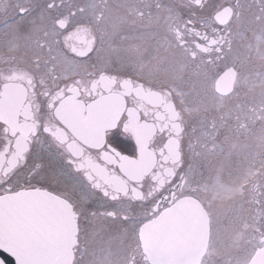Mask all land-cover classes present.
<instances>
[{
    "label": "snow or ice",
    "instance_id": "1",
    "mask_svg": "<svg viewBox=\"0 0 264 264\" xmlns=\"http://www.w3.org/2000/svg\"><path fill=\"white\" fill-rule=\"evenodd\" d=\"M0 13V141L18 138L19 193L49 199L60 264H264V0H4ZM88 88L149 101L147 151L123 125L96 149L133 171L110 176L57 134ZM0 258L26 264L14 248Z\"/></svg>",
    "mask_w": 264,
    "mask_h": 264
},
{
    "label": "flooded vegetation",
    "instance_id": "2",
    "mask_svg": "<svg viewBox=\"0 0 264 264\" xmlns=\"http://www.w3.org/2000/svg\"><path fill=\"white\" fill-rule=\"evenodd\" d=\"M3 5L4 0H0V6ZM2 15L0 13V16ZM148 103L147 99L126 97L116 89L100 95L93 93L90 88L81 90L78 97H73L68 102L71 112L65 116V120L56 125V132L66 139L73 151L82 153L90 164L106 170L110 176H121L124 172L134 170L132 159L118 160L112 154L113 150L97 152L96 149L106 143L107 133L123 125L122 130L126 128L128 135L134 140L138 138L147 151L148 145L153 144L154 139H159V133L153 138L150 131L138 123L139 110L142 106L147 107ZM17 104L15 98H8L5 101L4 117L10 121V132L19 131L23 136L22 124H16L10 115V111L15 110ZM16 139L18 138L10 136L11 146L0 141V169H3L4 173L0 174V182L8 180L14 189L12 193H8L0 188L3 195L19 192L17 175H23L17 171L22 161L16 147Z\"/></svg>",
    "mask_w": 264,
    "mask_h": 264
},
{
    "label": "water",
    "instance_id": "3",
    "mask_svg": "<svg viewBox=\"0 0 264 264\" xmlns=\"http://www.w3.org/2000/svg\"><path fill=\"white\" fill-rule=\"evenodd\" d=\"M0 244L4 246L0 250L16 249L26 264H60L71 259L63 246L61 224L43 194L0 196ZM0 264H5L3 258Z\"/></svg>",
    "mask_w": 264,
    "mask_h": 264
}]
</instances>
